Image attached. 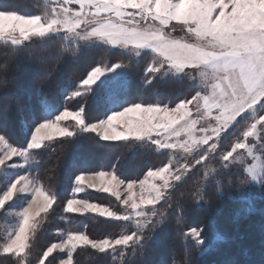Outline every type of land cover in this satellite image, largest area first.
I'll list each match as a JSON object with an SVG mask.
<instances>
[{"label":"snow or ice","instance_id":"1","mask_svg":"<svg viewBox=\"0 0 264 264\" xmlns=\"http://www.w3.org/2000/svg\"><path fill=\"white\" fill-rule=\"evenodd\" d=\"M35 7L0 5V264H32L33 242L58 203L57 193L40 182L39 167L64 144L81 140L97 146L123 142L168 159L149 167L143 178H130L120 157L108 165L84 155L73 158L63 212L94 213L113 230L96 239L57 229L58 239L36 264H75L80 248L110 257L112 264H148L129 257H147L173 216L186 257L190 241L203 255L209 250L204 228L182 227L186 199L202 207L209 185L215 181L223 196L224 178L230 189L233 176L237 193L228 196L244 200L246 212L254 210L251 187L260 186L258 198L264 199V0H43ZM178 29L183 36L173 35ZM91 49L100 50L101 59L81 76L58 83L62 103L44 97L42 108L19 107L20 135L14 136L7 116L8 98L16 94L9 68L25 58L39 79L40 96L58 79L68 53L78 58ZM117 49L128 63L108 62ZM139 58L146 61L144 87L172 82L186 95L178 102L132 97L128 73ZM201 170L203 176L181 191ZM50 171L49 183L55 167ZM89 189L118 204L78 198ZM224 239L216 233L215 241ZM242 255L243 264H264V247L258 259L247 249Z\"/></svg>","mask_w":264,"mask_h":264},{"label":"trees","instance_id":"2","mask_svg":"<svg viewBox=\"0 0 264 264\" xmlns=\"http://www.w3.org/2000/svg\"><path fill=\"white\" fill-rule=\"evenodd\" d=\"M36 3H43V0H0V5H14L21 11H37ZM101 52L97 49H91L83 52L78 58L67 54L66 60L60 65V73L57 80L44 88L42 95L38 96L35 89L39 85V79L34 75L29 67V62L21 57L19 62L13 64L8 70L9 87L16 90V94L8 98L7 116L10 123V131L14 136L19 137L20 133L15 127L17 112L21 105H32L42 108L39 101L44 97L50 104L62 103V98L57 94V85L62 83L68 77H79L84 74L89 65L94 61L101 59ZM128 63L126 58L119 55V50H113V53L107 57L108 62ZM77 62H73V61ZM55 64L56 61H52ZM51 66V65H50ZM146 66L144 58H139V62H133L128 73L131 85L132 97H143L145 100L161 99L168 102L169 99L177 100L186 95L187 90L172 82L154 83L150 87H144L140 77L143 74V68ZM28 89L32 90L29 97ZM3 102H0L2 107ZM94 107V106H93ZM227 143V142H226ZM87 156L94 164L103 162L111 164L117 157L121 158L122 170L130 178H141L149 167H160L167 162L168 156L160 155L155 151L145 152L143 149H135L131 145L123 142L114 144H101L97 146L88 140H81L76 143H66L63 148L52 156H46L41 163L38 171L40 182L58 195V203L51 212L48 220L38 233L33 242L30 259L32 264H36V258L42 254V250L51 242H55L58 237L55 235L57 229L68 231L78 230L89 235L90 238H104L113 229L104 223V218L94 214L77 215L64 213L63 206L66 199L69 198L70 185L69 174L72 171L69 164L73 158ZM55 167V177L49 183L47 177L51 175V169ZM203 176V171L189 180L181 191H187L195 180ZM227 177L224 178L225 194L218 195L215 191V181L209 185L206 191L207 203L198 207L196 202L188 198L184 201L185 215L182 227L186 230L188 227H203L206 237L205 247L208 251L201 255L197 249L191 247L190 252L185 255L183 241L177 234L175 217H171L164 231L160 233V238L150 245L147 257H129L130 262L135 259L139 261L146 259L148 264H184L185 259H189L191 264H220L227 258H235L243 264L246 257L242 255L244 249L249 251V257L259 258V253L264 247V199H259L260 186H254L250 189L254 210L245 211L247 203L240 199H230L228 192L237 193V178L232 177L233 185L227 187ZM87 195V196H86ZM177 196L179 193L176 194ZM86 198L96 203L108 205H117L114 197L107 194H94L87 192ZM3 227V222H0ZM219 232L225 237L223 241H215V235ZM63 255V254H62ZM14 259V258H13ZM75 264H112L111 258L95 253L90 248H80L74 253Z\"/></svg>","mask_w":264,"mask_h":264},{"label":"rangeland","instance_id":"3","mask_svg":"<svg viewBox=\"0 0 264 264\" xmlns=\"http://www.w3.org/2000/svg\"><path fill=\"white\" fill-rule=\"evenodd\" d=\"M173 35H175V36H177V37H181V36L184 35V33L178 29L176 32L173 33ZM117 50H118V49H117ZM141 178H143V176H142ZM257 186H258V185H257ZM251 188H252V187H251ZM87 192H92V193H94V194H106V193L95 192L94 190H91V189H89ZM87 192L79 194L78 198H80V199H87V198H86L87 195L85 196V194H87ZM107 195H108V194H107ZM250 196H251V193H250V195H249V198H250ZM88 200H89V199H88ZM89 201H90V202H94V201H91V200H89ZM95 203H96V202H95ZM117 203H118V202H117ZM86 214H94V213H86ZM86 214H84V215H86ZM10 215H14V213H10ZM77 215H79V214H77ZM94 215H96V214H94Z\"/></svg>","mask_w":264,"mask_h":264}]
</instances>
